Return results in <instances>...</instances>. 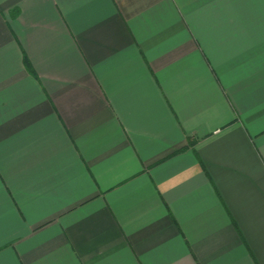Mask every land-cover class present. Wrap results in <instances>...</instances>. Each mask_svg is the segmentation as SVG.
<instances>
[{
  "label": "crops",
  "instance_id": "1",
  "mask_svg": "<svg viewBox=\"0 0 264 264\" xmlns=\"http://www.w3.org/2000/svg\"><path fill=\"white\" fill-rule=\"evenodd\" d=\"M0 264H264V0H0Z\"/></svg>",
  "mask_w": 264,
  "mask_h": 264
}]
</instances>
